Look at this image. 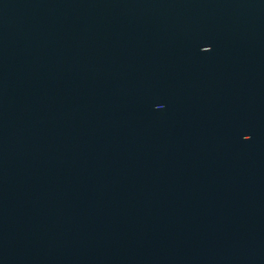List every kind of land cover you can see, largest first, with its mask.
<instances>
[{
  "label": "water",
  "instance_id": "water-1",
  "mask_svg": "<svg viewBox=\"0 0 264 264\" xmlns=\"http://www.w3.org/2000/svg\"><path fill=\"white\" fill-rule=\"evenodd\" d=\"M0 264H264V0H0Z\"/></svg>",
  "mask_w": 264,
  "mask_h": 264
}]
</instances>
